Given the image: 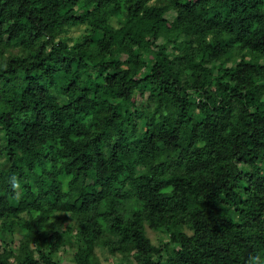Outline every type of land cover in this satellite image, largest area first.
<instances>
[{
    "label": "trees",
    "instance_id": "16d2710c",
    "mask_svg": "<svg viewBox=\"0 0 264 264\" xmlns=\"http://www.w3.org/2000/svg\"><path fill=\"white\" fill-rule=\"evenodd\" d=\"M257 256L264 0H0V264Z\"/></svg>",
    "mask_w": 264,
    "mask_h": 264
},
{
    "label": "clouds",
    "instance_id": "9594fccd",
    "mask_svg": "<svg viewBox=\"0 0 264 264\" xmlns=\"http://www.w3.org/2000/svg\"><path fill=\"white\" fill-rule=\"evenodd\" d=\"M13 192H17L21 189L20 181L15 175L11 176L8 181ZM248 264H264V260H261L259 256L249 258Z\"/></svg>",
    "mask_w": 264,
    "mask_h": 264
},
{
    "label": "rangeland",
    "instance_id": "374dc122",
    "mask_svg": "<svg viewBox=\"0 0 264 264\" xmlns=\"http://www.w3.org/2000/svg\"><path fill=\"white\" fill-rule=\"evenodd\" d=\"M74 33H76V32H74ZM151 237L153 238V234H151Z\"/></svg>",
    "mask_w": 264,
    "mask_h": 264
}]
</instances>
